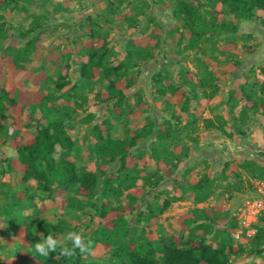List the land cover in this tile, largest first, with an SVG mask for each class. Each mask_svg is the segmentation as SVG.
I'll return each instance as SVG.
<instances>
[{
  "label": "rangeland",
  "instance_id": "rangeland-1",
  "mask_svg": "<svg viewBox=\"0 0 264 264\" xmlns=\"http://www.w3.org/2000/svg\"><path fill=\"white\" fill-rule=\"evenodd\" d=\"M202 14L207 25L233 22L236 33L212 32L190 49L188 40L181 39L176 31L178 23L170 0L163 4L153 0H0V86L50 95L48 104L68 108L64 125L73 142L68 158L77 169L97 171L99 157L90 131L103 119L112 125V138L130 136L149 121L154 123L152 133L131 149L133 155L143 153L148 157L151 147H156L160 155H168L174 141L188 146V156L171 176L158 170L155 160L146 167L138 165L144 173L159 171L163 179L156 188H143L138 209L124 215L128 234L122 243L143 240L148 229L159 245H168L173 236H180L184 243L196 224L189 222L182 230L178 219L185 213L195 211L200 216L208 211L219 220L206 235V243L216 247L229 238L233 245L247 251L232 257L228 264H264V230H259L264 223L259 216L247 217L241 202L255 196L254 190L264 181V107L240 113L244 98L228 102L229 90L239 85H248L246 90L252 99L264 98V77L259 73L264 65V27L260 23L264 14L256 10L251 20L237 19L216 0L206 3ZM153 31H158L159 38L144 45L150 56L133 60L136 80L124 91L123 114H113L96 97L97 92L105 90L106 78L98 77L92 88H72L79 80V62L88 58L89 41L96 44L105 39L106 61L112 67L124 59L128 39L146 38ZM241 34H251L253 39L243 43ZM245 43L256 45L255 51L246 52ZM205 71L215 77L217 89L212 96L198 83ZM155 77H160L165 86L163 94L153 86ZM57 80L69 84L59 90ZM170 86L182 89L185 96L179 100L169 92ZM20 119L16 132L10 129L11 119L0 130V264L14 259L18 250L34 245L49 232L61 239L70 232L88 236L102 222L92 207L94 199L78 195L75 189L48 196L36 189L34 180H23L22 173L5 162L16 159L15 141L28 140L45 124L34 102L25 106ZM203 119H211L212 126ZM161 126L174 128L177 137L160 143L156 131ZM225 164L228 166L222 173ZM118 166V162L110 163L107 173L116 174ZM203 175L210 177L212 185L208 197L201 201L194 182ZM136 183L142 185V180ZM125 193L118 199L110 197L109 207L125 203ZM171 197L175 198L171 205L158 214L163 199ZM147 205L157 214L155 219ZM140 211L144 217L138 216ZM226 219L223 226L220 221ZM208 221L197 219L198 223ZM257 234L262 236L260 240ZM118 241L108 246L97 243L89 259L117 264L113 254ZM67 246L72 247L70 241Z\"/></svg>",
  "mask_w": 264,
  "mask_h": 264
},
{
  "label": "trees",
  "instance_id": "trees-1",
  "mask_svg": "<svg viewBox=\"0 0 264 264\" xmlns=\"http://www.w3.org/2000/svg\"><path fill=\"white\" fill-rule=\"evenodd\" d=\"M155 3L163 4L164 0H153ZM172 2V14L178 23L176 31L179 37L186 38L190 49L197 46V41L202 37H210L212 32L236 33L237 27L231 21L206 24L203 19V8L206 3L213 0H170ZM222 9L237 19L251 20L258 10L264 14V0H216ZM264 27V17L260 20ZM91 34L95 35L90 29ZM158 31H153L146 38L128 39L125 45V57L115 66L109 67L106 61L107 50L105 39L96 44L92 41L87 43L88 58L85 62H79V80L73 85L76 88H92L97 83V78H106L108 83L103 92H97L99 102L105 104L109 110L116 115L123 114L125 104L124 91L130 88L136 80L134 75V59H146L150 56L145 44L152 43L158 39ZM241 41L249 42L253 39L251 34H241ZM244 50L253 53L256 45H244ZM259 73L264 77V65L260 67ZM215 77L211 71H205L198 78V83L205 93L212 96L216 92L214 84ZM56 87L60 90L65 85L63 81L57 80ZM153 86L158 94L165 92V86L160 77H155ZM248 86V85H247ZM244 85L232 87L228 92V102L237 97L246 100L245 106L240 113L246 110H257L264 107V98L252 99ZM262 87V83L260 84ZM169 92L182 99L185 92L178 87L170 86ZM37 100H39L37 102ZM50 101V95H40L28 90H20L17 86L6 89L0 86V130L7 119H11L10 129L16 132L21 121L20 116L28 104L38 103L41 116L45 124L41 125L36 134L24 142H14L13 149L16 159L5 160L6 163L22 173L23 180L32 179L36 182V189L48 196H53L59 190L75 189L76 193L88 199H94L92 203L94 211L102 218L101 224L90 235L84 236L85 240L92 242V247L97 243L108 246L119 238L118 246L113 254L117 264H228L231 258H238L247 253L241 245H233L229 238L221 241L216 247L206 243V235L210 233L212 225L219 219L210 216L208 211H203L200 216L194 212L181 215L178 219L182 230L188 228L189 222L196 225L190 229L186 242L182 243L180 236L169 239L168 245H159V240L154 237L153 231L148 229L147 235L137 243H122V239L128 234L124 225V215L136 211L139 207V196L142 189L147 187L156 188L163 179L159 171L143 172L138 165L148 166L151 160H155L158 170L171 176V171L177 169L180 161L188 156V146L181 145L177 141L173 143V149L168 155H160L156 147L150 148V155L146 157L143 153L133 155L130 151L136 146L137 141L152 133L154 123L149 121L139 132H134L124 138H112L110 132L112 125L107 119L96 123L91 127V135L95 139L94 152L99 157L97 171L77 169L69 160L73 142L66 132L64 120L68 116L67 107H58ZM52 101H55L53 99ZM244 115V114H243ZM207 126H212L211 119H203ZM156 136L160 143L169 139H175L177 133L174 128L159 127ZM57 147L59 149H57ZM171 157V160L168 158ZM118 162L116 174L107 173V165ZM10 165V164H9ZM228 164L221 169L224 173ZM142 180V185L136 181ZM194 189L200 194L201 201L210 194L212 180L208 175H203L195 180ZM125 193L126 202L109 207L110 197L119 198ZM174 197L164 198L162 205L157 209L161 214L174 201ZM98 202V204L96 203ZM149 215L156 218L153 210L147 205ZM139 217L145 213L139 212ZM209 220L208 223H198L197 219ZM264 223V216L258 217ZM225 226L226 220H221ZM264 230V226L260 227ZM227 234L228 229L223 230ZM262 236L256 235L260 240ZM264 251V248L262 249ZM72 257L60 254L59 249L50 253L48 257L39 256L34 251V245H26L18 250L16 257L10 259L6 264H100L90 258V254L81 255L79 249ZM84 257H87L86 259Z\"/></svg>",
  "mask_w": 264,
  "mask_h": 264
},
{
  "label": "clouds",
  "instance_id": "clouds-1",
  "mask_svg": "<svg viewBox=\"0 0 264 264\" xmlns=\"http://www.w3.org/2000/svg\"><path fill=\"white\" fill-rule=\"evenodd\" d=\"M53 224L55 221L52 222ZM43 236V234H40ZM71 242L72 247L67 246V242ZM59 249L60 254L66 257H72L76 254V249H79L81 255L90 254L92 250V242L85 240L82 233L70 232L63 239L54 237L51 232L34 244V251L42 257H48L50 253L56 252Z\"/></svg>",
  "mask_w": 264,
  "mask_h": 264
},
{
  "label": "built area",
  "instance_id": "built-area-1",
  "mask_svg": "<svg viewBox=\"0 0 264 264\" xmlns=\"http://www.w3.org/2000/svg\"><path fill=\"white\" fill-rule=\"evenodd\" d=\"M254 194L255 196L241 201L244 205L243 213L252 218L264 216V181L254 190Z\"/></svg>",
  "mask_w": 264,
  "mask_h": 264
}]
</instances>
